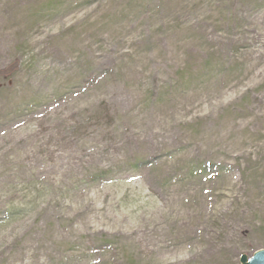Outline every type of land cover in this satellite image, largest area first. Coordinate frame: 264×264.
<instances>
[{
    "label": "rangeland",
    "instance_id": "obj_1",
    "mask_svg": "<svg viewBox=\"0 0 264 264\" xmlns=\"http://www.w3.org/2000/svg\"><path fill=\"white\" fill-rule=\"evenodd\" d=\"M30 166L0 264L264 249V0H0V212Z\"/></svg>",
    "mask_w": 264,
    "mask_h": 264
},
{
    "label": "trees",
    "instance_id": "obj_2",
    "mask_svg": "<svg viewBox=\"0 0 264 264\" xmlns=\"http://www.w3.org/2000/svg\"><path fill=\"white\" fill-rule=\"evenodd\" d=\"M25 170L26 165L21 167ZM38 168L28 167L29 175L24 176L22 183V199L18 204L9 202L7 209L0 212V230L4 229L20 215L34 211L41 201H45L49 194L53 195L55 189L54 181L47 179L41 173H37ZM17 184L16 188L18 185Z\"/></svg>",
    "mask_w": 264,
    "mask_h": 264
},
{
    "label": "water",
    "instance_id": "obj_3",
    "mask_svg": "<svg viewBox=\"0 0 264 264\" xmlns=\"http://www.w3.org/2000/svg\"><path fill=\"white\" fill-rule=\"evenodd\" d=\"M240 264H264V249H259L249 257L247 254L240 256Z\"/></svg>",
    "mask_w": 264,
    "mask_h": 264
}]
</instances>
